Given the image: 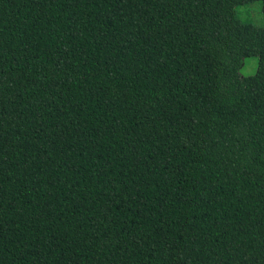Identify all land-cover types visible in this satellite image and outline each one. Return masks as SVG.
Returning <instances> with one entry per match:
<instances>
[{"label": "trees", "instance_id": "trees-1", "mask_svg": "<svg viewBox=\"0 0 264 264\" xmlns=\"http://www.w3.org/2000/svg\"><path fill=\"white\" fill-rule=\"evenodd\" d=\"M0 264H264V0H0Z\"/></svg>", "mask_w": 264, "mask_h": 264}, {"label": "rangeland", "instance_id": "rangeland-1", "mask_svg": "<svg viewBox=\"0 0 264 264\" xmlns=\"http://www.w3.org/2000/svg\"><path fill=\"white\" fill-rule=\"evenodd\" d=\"M258 8H257V5ZM240 15L242 18L250 19L255 24H259L262 21V13L258 2H251L240 6ZM258 63L257 56L247 57L242 67L243 74H250L255 71Z\"/></svg>", "mask_w": 264, "mask_h": 264}]
</instances>
